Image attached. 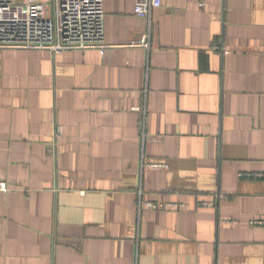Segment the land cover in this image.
I'll return each instance as SVG.
<instances>
[{
    "label": "crops",
    "instance_id": "obj_1",
    "mask_svg": "<svg viewBox=\"0 0 264 264\" xmlns=\"http://www.w3.org/2000/svg\"><path fill=\"white\" fill-rule=\"evenodd\" d=\"M135 3L104 56L0 49V264H264V0H162L149 48Z\"/></svg>",
    "mask_w": 264,
    "mask_h": 264
},
{
    "label": "built area",
    "instance_id": "obj_2",
    "mask_svg": "<svg viewBox=\"0 0 264 264\" xmlns=\"http://www.w3.org/2000/svg\"><path fill=\"white\" fill-rule=\"evenodd\" d=\"M199 1L200 7L204 8L206 0ZM102 4L103 0H53L51 5L44 4L42 0H25L23 3L0 0V49L46 50L52 55H61L68 50H98L104 56L112 46L105 39ZM161 5L162 0H136L134 13L148 20L149 33L140 41L129 42L128 46L149 48L152 13ZM212 50L219 52L221 47L215 43ZM139 132L144 143L149 136L146 110L142 111ZM154 167L166 168L167 165ZM8 191V185L0 182V192ZM200 205L215 206V201H203ZM138 207L154 211L186 208L184 204L143 202L141 198ZM251 224L264 225V220H254Z\"/></svg>",
    "mask_w": 264,
    "mask_h": 264
}]
</instances>
